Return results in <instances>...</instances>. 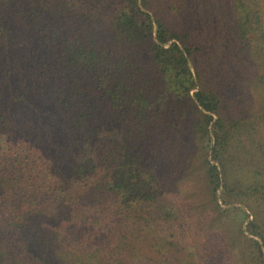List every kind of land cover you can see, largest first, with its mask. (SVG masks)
<instances>
[{
	"label": "trees",
	"instance_id": "obj_1",
	"mask_svg": "<svg viewBox=\"0 0 264 264\" xmlns=\"http://www.w3.org/2000/svg\"><path fill=\"white\" fill-rule=\"evenodd\" d=\"M0 136V264H264V0H0Z\"/></svg>",
	"mask_w": 264,
	"mask_h": 264
},
{
	"label": "rangeland",
	"instance_id": "obj_2",
	"mask_svg": "<svg viewBox=\"0 0 264 264\" xmlns=\"http://www.w3.org/2000/svg\"><path fill=\"white\" fill-rule=\"evenodd\" d=\"M16 151V147L14 144H8L5 140L4 137L0 136V157L1 156H11L14 154V152ZM35 163H39L42 164L44 163V161L42 159H38L34 161ZM13 201H18V202H23L26 200V197H22V196H12L11 198ZM14 205H17V203H14ZM12 218L9 217L8 220H11ZM7 219H0V235H4L5 231L4 228H8L9 223H7Z\"/></svg>",
	"mask_w": 264,
	"mask_h": 264
}]
</instances>
